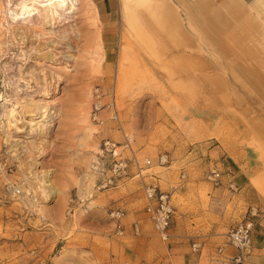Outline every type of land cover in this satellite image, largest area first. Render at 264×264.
I'll return each mask as SVG.
<instances>
[{
    "label": "rangeland",
    "instance_id": "1",
    "mask_svg": "<svg viewBox=\"0 0 264 264\" xmlns=\"http://www.w3.org/2000/svg\"><path fill=\"white\" fill-rule=\"evenodd\" d=\"M110 1L112 21L99 13V0L69 3L73 20L53 26L55 44L32 50L29 61L22 51L47 40L34 35L33 45L21 44L8 0L1 2L0 95L9 77L33 69L40 83L21 93L49 106L24 115L38 122L33 135L0 116V264H227L218 249L248 214L243 187L258 191L254 181L264 180V14L241 0H158L162 8L149 11L130 0L125 15L123 0ZM96 86L106 103L98 124L90 118ZM105 138L126 158L149 157L145 176L130 167L101 187L96 166ZM162 154L169 163H159ZM213 167L224 172L220 187L208 179ZM146 184L172 195L168 241L145 210ZM134 222L140 235L132 234Z\"/></svg>",
    "mask_w": 264,
    "mask_h": 264
},
{
    "label": "built area",
    "instance_id": "2",
    "mask_svg": "<svg viewBox=\"0 0 264 264\" xmlns=\"http://www.w3.org/2000/svg\"><path fill=\"white\" fill-rule=\"evenodd\" d=\"M104 98L105 92L99 86L94 87L90 118L97 124L102 121L101 112L106 105V103H104ZM113 106L115 108V105ZM114 118H117L115 110ZM99 156L102 162H97L96 169L100 176L101 187L115 185L123 176L127 175L130 167H134L137 177H144V169L152 165V160L149 157H146L142 161L135 153H132L129 158L124 157L122 153L118 151L117 144L110 138L103 139ZM108 161H111V167L106 171L105 166ZM158 161L161 165H165L170 162V159L167 154H162L158 158ZM223 177L224 172L220 168L213 167L210 169L208 179L213 186L220 187L223 184ZM181 178H186V173L184 171L182 172ZM230 186L231 188H235L236 184L232 183ZM144 193L146 199L145 210L153 223L154 229L162 240L168 241L171 237L170 227L175 212L172 205V195L153 184H146ZM257 213V209L252 207L248 211L247 216L239 221L227 233L226 245L218 249V255L223 262L227 264H248V256L253 250L254 218L258 215ZM113 214L115 217L116 233L121 236L125 235L127 233V228L121 220L123 215L122 211L117 210ZM131 231L134 235L141 234L139 222H134L132 224ZM200 247V242L193 243V250L199 251ZM140 264L146 263L142 262Z\"/></svg>",
    "mask_w": 264,
    "mask_h": 264
},
{
    "label": "bare ground",
    "instance_id": "3",
    "mask_svg": "<svg viewBox=\"0 0 264 264\" xmlns=\"http://www.w3.org/2000/svg\"><path fill=\"white\" fill-rule=\"evenodd\" d=\"M129 1L130 0H123V11L125 12V15L127 14V11H129V6H128ZM1 2H2V0H0V10H1V4H2ZM72 2H74V0H18V2H16V3L14 0H8V3H7L8 12H9L10 17L12 19V23L15 24L13 30L15 32V36L17 38L18 37L20 38L21 44L29 43V44L33 45L35 42H33L31 38L34 35H35V38L36 37L41 38V36L43 35L47 40V44H48L47 46H44L41 48L40 45H35V46H32L31 50H29V51H26V52L22 51V55L25 56V58H23L24 60L29 61L33 58L32 50L34 53H40L44 49L50 48V46H53L55 44L54 41H52L50 39H52V37H56L57 35H59V32L52 29V27L55 25L58 26L62 23H65L67 20H73V17L71 15L66 14V12H65L67 5L69 3H72ZM135 2L142 3L143 5H145L147 7L148 10H151L152 8L159 10L160 6H161V3L158 4V0H135ZM12 5H15V7H12ZM155 14H157V13H155ZM26 23H28V24H26ZM38 25L43 26V27L48 26L51 28H49V29L43 28L42 31H39L37 29ZM28 31L32 32L33 35L28 34ZM60 33H61L60 38L62 39L61 40V47L62 48L65 46L68 47V44L66 43L67 30H63ZM19 56H21V55H19ZM45 56L49 58L51 55L49 52H46ZM52 56H53V53H52ZM19 71H21V69ZM19 75H20V77L16 80L13 79V81H10V77H9V81L6 85L7 91L5 92L4 95L3 94L0 95V98L3 101V103L1 104L0 116H2V118L7 119L8 126L14 128L15 131H22L23 126L26 125V127L29 128L28 134L33 135L35 133H34V131L31 132V129L38 122L36 120H34V119H36L35 117L30 116L31 117L30 119H25L24 115H29L31 113H33V115L38 114L39 109H41L43 111L46 110L47 107L49 106L47 103H49V102L46 103L42 99L35 98V96H33L34 93L32 95H30V93H28V95H22L23 92L21 93V91H24V90L28 91L29 88H31V87L33 88L34 85H31L32 83H34L35 85H38L40 83L39 80L41 77L39 76V74L35 70L31 69L27 72L19 73ZM24 87H26V88H24ZM25 94H26V92H25ZM36 95H37V92H36ZM5 122H6V120H5ZM30 135L28 136L29 138H30ZM34 141L35 140H33L31 138L30 143L34 144ZM28 164H29V162H28ZM28 164H26V165H28ZM34 164H35V162H34ZM29 165H31V164H29ZM31 167H33V166L31 165ZM27 169H29V168H27ZM31 172H33V171H31ZM28 173H30V172H28ZM33 175H34V172H33ZM38 180H40V178ZM38 180H36V181H38ZM39 184H41V183H39ZM42 184L44 185V182ZM29 185H30V183H29ZM37 185H38V183H37ZM40 186L41 185H39L38 188ZM45 186H43L44 191H45L44 194L46 193ZM43 187H41V188H43ZM38 188H37V190H42V189H40V188L38 189ZM48 188L49 187H47V191H48ZM51 189H53V188H51ZM51 193H52V190H51ZM41 194H42V192H41ZM46 194L49 195L50 191L47 192ZM43 197H44V195H43Z\"/></svg>",
    "mask_w": 264,
    "mask_h": 264
},
{
    "label": "crops",
    "instance_id": "4",
    "mask_svg": "<svg viewBox=\"0 0 264 264\" xmlns=\"http://www.w3.org/2000/svg\"><path fill=\"white\" fill-rule=\"evenodd\" d=\"M241 1L253 11L259 14H264V0H241ZM98 3H99L98 5L99 13L105 19L112 21L115 12L114 3L110 0H99ZM161 8L162 6H160V9ZM170 8L173 14L176 13L177 9L171 6ZM132 14L137 20V22L141 23L138 15L135 13V9L132 10ZM129 16L130 13L128 12V18ZM254 184L259 192L256 189H254V187L249 186V184H246V186L243 187V190H245V194L247 197V205L245 207V211H247V209L250 210L252 207L257 209L258 211L257 213L258 215L254 218L255 227L253 230V250L252 253L248 256V264H264V189H263L264 180L257 179L256 181H254ZM246 215L247 214H244V216ZM225 245H226V239H224V246Z\"/></svg>",
    "mask_w": 264,
    "mask_h": 264
}]
</instances>
